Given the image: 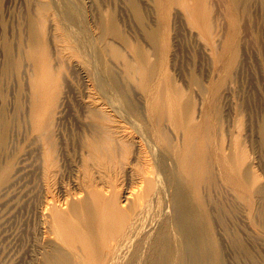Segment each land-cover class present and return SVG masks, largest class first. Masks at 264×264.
<instances>
[{"label":"rangeland","instance_id":"374dc122","mask_svg":"<svg viewBox=\"0 0 264 264\" xmlns=\"http://www.w3.org/2000/svg\"><path fill=\"white\" fill-rule=\"evenodd\" d=\"M139 129L182 152L210 262L264 264V0H0V264H47L88 141L162 182Z\"/></svg>","mask_w":264,"mask_h":264},{"label":"bare ground","instance_id":"6f19581e","mask_svg":"<svg viewBox=\"0 0 264 264\" xmlns=\"http://www.w3.org/2000/svg\"><path fill=\"white\" fill-rule=\"evenodd\" d=\"M107 77L109 80L113 79L110 75ZM39 94L38 90L37 96ZM35 107L37 111L39 104ZM173 117L175 114L172 115ZM154 123L152 124L156 126L155 130L151 127L153 131L150 133L145 130V133L152 135L150 138L165 141L166 137L162 132L160 133L158 122L154 121ZM33 127L37 133L39 128L42 129L37 120L34 121ZM106 135V138L100 137L101 139L96 142H87L88 157L85 163L83 162L84 169L81 168L83 182L79 189V192H83L82 199L80 198L76 203L69 202V205L66 202L68 206L64 208H68L67 210L63 207L57 209L52 203L51 206L47 205L49 207V216L45 220L47 234H52V237L54 235L55 244L44 258L45 262L47 264H212L210 261L215 255L213 252L215 247L211 241L207 207L200 198H193L190 194L187 168L179 148L175 144L170 145L165 153L158 150L154 142H149L151 139H148L147 135L142 136L147 138L145 143L150 148L151 156L153 155L157 160V162L152 160L154 164L157 163L159 170L155 175L163 176L162 182L158 180L152 182L150 175L153 172L142 166L138 159L136 165H131L128 173L118 170L121 165L120 163L117 167L120 162L117 161L119 154L115 153L117 150L111 147L113 143L107 140L111 138ZM189 137L190 134L187 135V139ZM169 159L174 164L173 169L167 166ZM87 164H90V167ZM86 166L95 172L93 175L95 177L91 176V171ZM121 172L125 173L124 176ZM167 191L169 194L166 193ZM195 199H199L198 203L194 201ZM164 203L171 209L169 217H163L161 213L156 212L164 208Z\"/></svg>","mask_w":264,"mask_h":264}]
</instances>
